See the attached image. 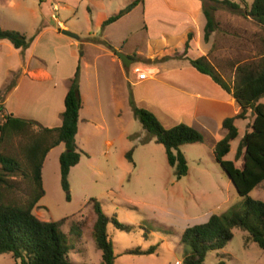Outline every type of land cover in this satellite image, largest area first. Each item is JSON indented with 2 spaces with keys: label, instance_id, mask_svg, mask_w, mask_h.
<instances>
[{
  "label": "crops",
  "instance_id": "crops-1",
  "mask_svg": "<svg viewBox=\"0 0 264 264\" xmlns=\"http://www.w3.org/2000/svg\"><path fill=\"white\" fill-rule=\"evenodd\" d=\"M103 1L107 2L108 13L94 15V10L106 9L104 3L101 5ZM132 1L37 0L34 6L27 7L24 0H0V27L17 30L30 39L23 52L7 40H0V89L9 83L2 100L5 112L42 127L60 126L69 79L79 64L82 104L76 134L81 123L102 131L108 130L110 124L121 123L128 86L134 102L153 112L164 127L184 123L201 132L203 142L210 140L213 155L214 144L226 134L223 119L238 114L240 107L230 93L197 71L187 58L204 56L224 79H232L239 63L258 57L264 50V30L256 22L241 26L239 20L253 21L250 17L218 9L214 13L218 28L204 41L206 19L201 0H140L120 18L102 26L106 18ZM81 4L86 22L83 28L78 27ZM139 6L143 11L144 50L137 48L135 21ZM62 9L70 10V27L54 17ZM49 14L55 26L48 24ZM64 30L75 37L64 34ZM188 33L192 36L185 52ZM101 41L109 44L101 53L91 57L86 51L79 52L85 46L98 47ZM118 52L133 60L128 67L123 66ZM137 61L144 68L132 66ZM137 68L146 73L144 79L137 78ZM100 79L105 97L101 96ZM106 105L111 113H105ZM249 116L252 118L250 113ZM56 146L44 157L41 178L46 156Z\"/></svg>",
  "mask_w": 264,
  "mask_h": 264
},
{
  "label": "trees",
  "instance_id": "trees-1",
  "mask_svg": "<svg viewBox=\"0 0 264 264\" xmlns=\"http://www.w3.org/2000/svg\"><path fill=\"white\" fill-rule=\"evenodd\" d=\"M140 0H133L115 14L102 22L105 26L127 13ZM206 19L204 41L218 28L219 22L214 13L224 9L242 17H250L264 30V0H252L247 6L244 0H201ZM192 34H187L185 52ZM0 40H7L14 48L23 52L30 45V39L13 29L0 27ZM200 73L206 74L221 88L230 93L240 107L235 116L226 117L222 127L226 134L213 146V156L231 181L237 195L243 198L241 206H233L224 213L212 214L204 223L187 226L181 234L180 243L189 247L180 264H204L206 254L218 251L233 237L232 230L237 228L247 233L245 242H254L264 250V201L255 199L249 193L264 183V50L252 60L239 63L233 78L228 81L222 77L215 66L204 56L187 58ZM9 87L0 94V254L9 253L18 264H74L69 256L66 235L60 230L66 217L60 220L45 221L38 218L33 209L44 194L41 167L46 153L53 146L63 143L64 151L59 155L61 185L67 190V177L72 166L78 163L80 154L85 152L75 143L81 95L79 90V64L69 79L64 96V110L61 125L46 128L33 120L13 117L5 112L2 100ZM129 105L142 129L148 134L141 143L153 140L164 147L167 163L174 169L177 178L187 174V161L180 147L188 143H201L204 136L197 129L184 123L164 127L155 114L137 106L130 92ZM253 113L249 129L242 136L237 149L236 159L241 158L240 167L224 157L230 150V141L237 136L235 119H245ZM34 127H37L35 129ZM130 159V152L126 153ZM28 185L25 197L21 195L19 181ZM68 198V195H67ZM87 215L71 221L70 232L75 237L91 235L95 247L101 253L103 264H114L112 242L106 226L110 222L116 228L128 231L131 227L121 224L115 215L108 216L100 202L90 198L84 205ZM146 250L133 248L129 254H148ZM215 264H226L219 259Z\"/></svg>",
  "mask_w": 264,
  "mask_h": 264
},
{
  "label": "rangeland",
  "instance_id": "rangeland-1",
  "mask_svg": "<svg viewBox=\"0 0 264 264\" xmlns=\"http://www.w3.org/2000/svg\"><path fill=\"white\" fill-rule=\"evenodd\" d=\"M251 1L244 2L249 5ZM24 2L27 7H32L37 0ZM103 3L106 9L94 10V15L102 16L105 11L108 13L107 2L103 1L101 5ZM83 5H80L78 12L79 28L86 26V22L83 21ZM112 9L113 7L110 8ZM69 11L62 9L58 13L55 12L54 17L64 26L70 27ZM221 16L223 18L225 14ZM47 17H50V14ZM49 20V25H56L51 17ZM239 22L242 26L255 21L240 19ZM135 23L137 48L144 50L143 11L140 6L137 7ZM107 44L101 41L98 47L85 46L79 48V52L81 49L92 57L101 53L103 49H108ZM191 53H194V49ZM213 59L215 62L218 60L216 57ZM134 65L144 68L139 61L132 66ZM14 79L15 75L10 82ZM8 84L6 83L3 88ZM100 84L101 96L105 97L106 91L101 79ZM126 89V101L121 108V123L110 124L108 130L103 131L87 123L79 124L75 143L85 153L80 154L78 163L69 170L67 190L61 185L58 160L60 153L65 149L64 144L61 143L60 147L55 145L56 148L48 153L44 162L42 170L44 194L33 212L45 221H56L66 217L60 230L66 235L68 256L74 264H103L101 253L95 247L89 233L78 238L70 232L72 220L89 217L84 205L90 198L100 202L101 209L106 215H115L121 224L131 227L126 231L116 228L110 222L106 226L115 255L114 264L182 262L189 252V247L180 243L181 234L187 226L204 223L210 215L224 213L233 206H241L243 202V198L237 195L231 181L215 161L208 139L203 143H189L180 147L182 152H186L188 170L186 175L177 178L174 169L167 163L165 150L161 144L153 140L140 142L142 138L148 137V134L133 115L128 103L131 91L128 86ZM1 91L2 88L0 94ZM260 102L264 103V96ZM108 107L103 106L105 113H111ZM250 122V116L236 120L238 133L230 141V150L224 157L233 161L237 167L241 166L242 160L235 158L236 149L242 136L249 129ZM127 152H130V159L126 156ZM17 180L21 195L25 197L28 185L21 177H17ZM249 195L264 201V183L255 187ZM232 232L233 237L224 248L206 254L204 264H215L219 259H223L226 264H264V250L254 242H245L247 235L245 231L235 228ZM137 247L142 250L153 247L154 250L148 254L126 253V250ZM0 264L18 263L9 253H2Z\"/></svg>",
  "mask_w": 264,
  "mask_h": 264
},
{
  "label": "water",
  "instance_id": "water-1",
  "mask_svg": "<svg viewBox=\"0 0 264 264\" xmlns=\"http://www.w3.org/2000/svg\"><path fill=\"white\" fill-rule=\"evenodd\" d=\"M63 33H64V34H67V35H69V36H73V37H75V34L69 32V31H67V30H64ZM117 56L120 58L121 63H122L123 66H125V67H128V66H129V63L133 61V60L129 59L127 56H125L124 54H122L121 52H118V53H117ZM250 114L253 115L252 112H251Z\"/></svg>",
  "mask_w": 264,
  "mask_h": 264
},
{
  "label": "built area",
  "instance_id": "built-area-1",
  "mask_svg": "<svg viewBox=\"0 0 264 264\" xmlns=\"http://www.w3.org/2000/svg\"><path fill=\"white\" fill-rule=\"evenodd\" d=\"M135 71L137 72V78L138 79H144L146 77V73L141 71V70H139V68L135 69ZM174 264H180V262L179 261H175Z\"/></svg>",
  "mask_w": 264,
  "mask_h": 264
}]
</instances>
